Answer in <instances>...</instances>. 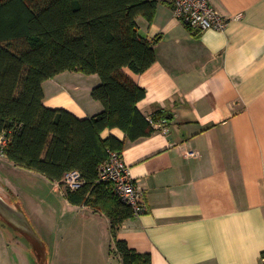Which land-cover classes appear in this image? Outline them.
Returning a JSON list of instances; mask_svg holds the SVG:
<instances>
[{
	"label": "crops",
	"instance_id": "obj_1",
	"mask_svg": "<svg viewBox=\"0 0 264 264\" xmlns=\"http://www.w3.org/2000/svg\"><path fill=\"white\" fill-rule=\"evenodd\" d=\"M212 3L228 19L223 32L192 31L174 18L171 0H159L151 24L137 19L157 59L142 74L124 71L146 90L138 108L157 116L156 132L134 143L119 129L101 134L126 140L122 160L147 207L117 237L152 264H261L264 253V0ZM69 73L44 83L45 106L80 120L101 113L91 96L100 78ZM53 184L64 197L62 222L74 218L87 242H99L102 229L107 261L122 264L110 252L107 214L71 204L65 185ZM58 237L48 246L52 263L64 252Z\"/></svg>",
	"mask_w": 264,
	"mask_h": 264
},
{
	"label": "trees",
	"instance_id": "obj_2",
	"mask_svg": "<svg viewBox=\"0 0 264 264\" xmlns=\"http://www.w3.org/2000/svg\"><path fill=\"white\" fill-rule=\"evenodd\" d=\"M159 0H0V137L9 144L0 153L15 165L64 186L78 172L81 189L66 188L76 206L104 211L111 222V254L122 264H152L117 237L130 207L112 186L98 182L109 152L122 154L131 143L152 136L157 116L146 117L138 103L146 90L126 73L142 74L156 63L153 43L138 32L137 19L154 21ZM97 75L91 93L104 110L80 120L64 109L45 106L43 85L63 73ZM119 129L125 141L102 139Z\"/></svg>",
	"mask_w": 264,
	"mask_h": 264
},
{
	"label": "rangeland",
	"instance_id": "obj_3",
	"mask_svg": "<svg viewBox=\"0 0 264 264\" xmlns=\"http://www.w3.org/2000/svg\"><path fill=\"white\" fill-rule=\"evenodd\" d=\"M66 74L70 75L69 72L61 75ZM0 195L11 205H21L27 217L30 236L35 235L34 238L31 236L33 241L45 244L47 258L50 256L48 246L55 249V244L51 243L54 238L59 236V241L65 238L57 245L59 251L63 246L64 252L57 254L53 263L47 259V264H116L111 259L107 261L102 229L99 230V242L93 243V238L87 242L89 231L82 240L83 235L78 236L77 233L79 226L71 227L74 218L69 217V221H64L66 225L62 222L65 212L60 190L43 175L21 168L4 156H0ZM70 228L75 234L70 233ZM32 244L24 233L0 220V264H42L39 258L43 256L36 254L35 244Z\"/></svg>",
	"mask_w": 264,
	"mask_h": 264
},
{
	"label": "built area",
	"instance_id": "obj_4",
	"mask_svg": "<svg viewBox=\"0 0 264 264\" xmlns=\"http://www.w3.org/2000/svg\"><path fill=\"white\" fill-rule=\"evenodd\" d=\"M171 5L174 18L187 25L192 31L223 32L228 26V19L214 7L212 0H171ZM8 144V138L5 135L1 136V148L4 149ZM0 156H4L3 152ZM189 156H196V153L191 152ZM98 182L111 185L115 196L131 208L134 217H140L147 211L142 188L131 177L128 167L122 160V154L109 152L107 161L99 168ZM64 185L76 191L83 187L84 181L81 175L74 171L66 175ZM261 264H264V253Z\"/></svg>",
	"mask_w": 264,
	"mask_h": 264
},
{
	"label": "water",
	"instance_id": "obj_5",
	"mask_svg": "<svg viewBox=\"0 0 264 264\" xmlns=\"http://www.w3.org/2000/svg\"><path fill=\"white\" fill-rule=\"evenodd\" d=\"M0 220L15 228V230L21 231L24 233L36 247V254H41L40 262L42 264H47V253L46 246L41 241H33L35 235L31 234L30 229L27 224V217L22 209L21 205H11L9 204L1 195H0ZM36 238V237H35ZM32 244V246H33Z\"/></svg>",
	"mask_w": 264,
	"mask_h": 264
}]
</instances>
